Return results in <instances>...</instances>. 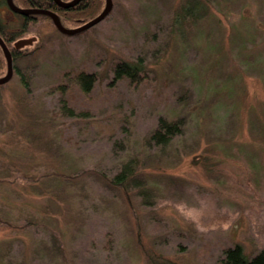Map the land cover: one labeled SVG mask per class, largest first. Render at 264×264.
Here are the masks:
<instances>
[{
	"label": "rangeland",
	"instance_id": "1",
	"mask_svg": "<svg viewBox=\"0 0 264 264\" xmlns=\"http://www.w3.org/2000/svg\"><path fill=\"white\" fill-rule=\"evenodd\" d=\"M21 37L36 40L0 84V264H225L236 244L264 249V0H113L82 32L40 17ZM140 58L144 81L109 84L116 61ZM162 119L182 133L155 137Z\"/></svg>",
	"mask_w": 264,
	"mask_h": 264
},
{
	"label": "trees",
	"instance_id": "2",
	"mask_svg": "<svg viewBox=\"0 0 264 264\" xmlns=\"http://www.w3.org/2000/svg\"><path fill=\"white\" fill-rule=\"evenodd\" d=\"M69 1V0H65ZM90 3H89V2ZM18 6L22 7H38V8H46L57 12L64 24L65 21H78L79 23L82 21L79 18L84 17V21L81 24L91 20L92 18L96 17L98 14L102 12L106 5V0H82L81 2L77 3L75 6L70 8H63L59 6L54 0H15ZM112 11V10H111ZM12 13V12H10ZM13 14V13H12ZM14 14L21 19L23 23L21 25V30H11L8 31L6 34V41L7 46L11 50V54L13 57V61L17 59L20 54L22 53V47L18 50L12 49V41L16 40L22 33L27 30V27L30 26L32 23L37 21L40 17H50L46 14H30V15H23L19 13ZM110 14V13H109ZM78 17V18H77ZM80 24V25H81ZM65 25V24H64ZM66 26V25H65ZM143 60L140 58L136 62H129L127 60H119L116 61L114 68H113V77L109 81V84L119 81L123 78L128 79L129 81L135 82H142L148 76L147 72L144 71L142 63ZM7 71V60L4 54L2 47H0V75L6 73ZM76 81L81 87L82 90L88 91L92 90L98 81L97 75L95 72H88L85 70L80 71L76 75ZM64 88V87H63ZM63 101V100H62ZM64 114L66 115H74V109L71 107L63 106ZM182 133L181 124L178 121L168 123L167 120L162 119L160 126L156 129L154 136L161 137L160 139L163 141L166 136L170 139L175 134ZM113 181V180H112ZM114 182V181H113ZM117 181L114 183L116 184ZM126 183V180H123L121 184ZM25 185V184H24ZM127 186V185H126ZM34 218V215H31ZM22 220V219H21ZM19 220V221H21ZM35 221L29 220L24 222L23 227L30 225ZM225 264H264V249L259 252V254L255 255L254 257L248 258L243 254L242 246L239 244L230 247L227 250L226 257L223 259Z\"/></svg>",
	"mask_w": 264,
	"mask_h": 264
},
{
	"label": "water",
	"instance_id": "3",
	"mask_svg": "<svg viewBox=\"0 0 264 264\" xmlns=\"http://www.w3.org/2000/svg\"><path fill=\"white\" fill-rule=\"evenodd\" d=\"M81 0H70V1H65V0H55V2L63 7V8H70L75 6L77 3H79ZM9 8L19 14L23 15H30V14H46L48 15L56 28L60 30L61 32L65 34H77L79 32H82L96 23L100 22L104 18H106L109 13L112 10L113 7V0H106V5L102 12L98 14L96 17L92 18L91 20L85 22L84 24L77 26V27H67L63 24L59 14L53 10L46 9V8H38V7H20L18 6L14 0H7ZM36 40V37H31V38H19L15 41V47L16 48H21L23 46H26L28 44H32ZM0 46L2 47L6 60H7V72L4 76L0 77V84L5 83L9 81L14 73V62H13V57L11 54V50L9 47L6 45L5 41L3 38L0 36Z\"/></svg>",
	"mask_w": 264,
	"mask_h": 264
},
{
	"label": "flooded vegetation",
	"instance_id": "4",
	"mask_svg": "<svg viewBox=\"0 0 264 264\" xmlns=\"http://www.w3.org/2000/svg\"><path fill=\"white\" fill-rule=\"evenodd\" d=\"M55 1V0H54ZM14 2H15V0H14ZM16 3V2H15ZM20 7H22V6H20ZM10 12H12L13 13V15L14 16H16L15 14H14V11H12L10 8H9V6H8V3H7V0H0V36L4 39V41L6 42V45H8L7 44V41H6V34H7V32H8V29L6 28V23L7 24H9L8 23V19H9V17L10 16H12L11 14L12 13H10ZM16 13V12H15ZM17 17V16H16ZM18 18V17H17ZM22 23V22H21ZM23 24V23H22ZM21 24V25H22ZM22 28H20L19 30H21ZM11 31V30H10ZM19 38H25V37H19ZM19 38H17V39H19ZM16 39V40H17ZM16 40H14V41H12V49L14 48L15 50H18V49H20V48H16L15 47V41ZM1 47V46H0ZM10 49V48H9Z\"/></svg>",
	"mask_w": 264,
	"mask_h": 264
},
{
	"label": "bare ground",
	"instance_id": "5",
	"mask_svg": "<svg viewBox=\"0 0 264 264\" xmlns=\"http://www.w3.org/2000/svg\"><path fill=\"white\" fill-rule=\"evenodd\" d=\"M4 40V39H3ZM6 43V42H5Z\"/></svg>",
	"mask_w": 264,
	"mask_h": 264
}]
</instances>
